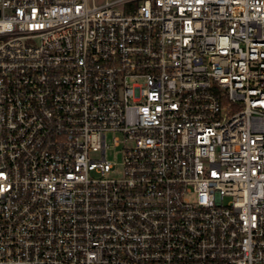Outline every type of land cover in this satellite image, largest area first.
Masks as SVG:
<instances>
[{"label": "built area", "instance_id": "built-area-1", "mask_svg": "<svg viewBox=\"0 0 264 264\" xmlns=\"http://www.w3.org/2000/svg\"><path fill=\"white\" fill-rule=\"evenodd\" d=\"M0 264H264V0H0Z\"/></svg>", "mask_w": 264, "mask_h": 264}, {"label": "rangeland", "instance_id": "rangeland-1", "mask_svg": "<svg viewBox=\"0 0 264 264\" xmlns=\"http://www.w3.org/2000/svg\"><path fill=\"white\" fill-rule=\"evenodd\" d=\"M116 137L122 138V134L114 132L107 134V141L110 144V149L107 151V158L116 165V171L112 174L113 176H119V173L123 169V145H115Z\"/></svg>", "mask_w": 264, "mask_h": 264}]
</instances>
